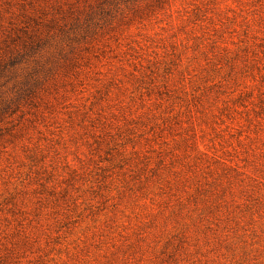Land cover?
Returning a JSON list of instances; mask_svg holds the SVG:
<instances>
[{
    "label": "rangeland",
    "instance_id": "374dc122",
    "mask_svg": "<svg viewBox=\"0 0 264 264\" xmlns=\"http://www.w3.org/2000/svg\"><path fill=\"white\" fill-rule=\"evenodd\" d=\"M0 264H264V0H0Z\"/></svg>",
    "mask_w": 264,
    "mask_h": 264
}]
</instances>
